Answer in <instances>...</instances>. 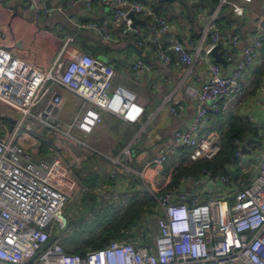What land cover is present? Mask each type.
<instances>
[{
  "label": "built area",
  "instance_id": "obj_1",
  "mask_svg": "<svg viewBox=\"0 0 264 264\" xmlns=\"http://www.w3.org/2000/svg\"><path fill=\"white\" fill-rule=\"evenodd\" d=\"M252 1L219 0V7L229 5L234 13L243 14L245 4ZM75 2L68 1L69 5ZM86 2L91 4V0ZM100 2L112 5L114 19L123 21L118 37L140 31L133 26L130 12L148 16L154 32L176 29V22L140 0ZM219 7L204 24L200 42L194 50L187 49L180 39L169 44L156 40L154 44L156 55L163 63L169 61L171 52L177 55L186 65L185 76L204 62L209 72V78L199 87L185 86V92L195 99V111L187 126L173 132L175 145L152 158L142 169L132 166L133 139L121 148L119 156L107 155L112 163L135 172L143 182L139 194L152 197L156 202L158 232L151 244L134 242V226L83 254L65 250L58 240H51L54 221L60 228L66 226L62 209L70 194L65 176L56 168L58 154L37 153L17 142L21 130L44 134L47 129L92 147L74 136L72 130L83 135L91 133L102 119L100 109L138 122L144 116L145 107L139 102L137 93L124 84H113L116 75L113 63L84 51L69 56L67 46L73 37L65 38L48 66L37 65L29 56L18 55L0 45V115L11 121L9 127L0 120V264H264V153L257 171L249 173L250 165L246 167L242 163L245 146L242 138L234 141L236 163L227 172L202 171L213 180L228 184L229 195L204 196L199 189L188 192L179 187L162 192L155 190L164 183V164L185 156L191 162L216 158L222 150L221 134L213 131L201 135L200 132L210 112H219L229 100L245 93L244 71L260 56L264 28L259 27L236 56L231 46L240 43L239 35L234 34L227 41L214 25ZM53 9L36 7L34 18L49 16ZM80 27L112 39L108 20L87 21ZM1 34L0 30V39ZM205 40L208 42L203 43ZM217 44L228 63H233L227 73L223 72L222 63L210 57V49ZM133 67L139 70L148 68V64L136 59ZM58 87L75 92L84 100L80 112L67 128L59 117L65 99L57 91ZM170 100L171 94L166 95L163 104ZM41 102L39 109L33 111ZM183 108V104H178L170 110L179 114ZM154 113L145 117L139 131L145 129ZM55 146L65 147L59 138ZM250 146L255 147L256 143ZM148 167L151 175L146 174ZM230 171H234V176ZM111 172L115 175L116 169ZM137 190L133 186L126 194L133 197Z\"/></svg>",
  "mask_w": 264,
  "mask_h": 264
},
{
  "label": "crops",
  "instance_id": "obj_2",
  "mask_svg": "<svg viewBox=\"0 0 264 264\" xmlns=\"http://www.w3.org/2000/svg\"><path fill=\"white\" fill-rule=\"evenodd\" d=\"M68 1L0 0V30L3 33L1 34L0 45L18 55L29 56L32 62L37 65L48 66L54 61L65 38L73 37L67 46V54L69 56H74L77 52L84 51L113 63L116 70L113 84H124L134 90L137 93L139 102L145 107L144 116L138 122L124 120L120 116L103 109L107 113L104 116L102 115L103 118L106 119L107 117L108 122H110L113 128L118 127L122 122L127 127H135L139 130L140 126L145 122V117L160 108L158 112L154 113L153 118L145 129L138 131L140 136H142L140 144L134 147L136 144L134 140L132 143L134 154L132 165L135 163L139 166L137 169H142L152 158L162 154L169 147L175 145L173 132L177 128L187 126L192 119L195 111V99L185 92V86L192 84L199 87L201 82L209 78L206 62L197 64L193 72L187 76H185L186 65L178 59L174 52H171L170 59L167 63L161 62L154 50L155 41L158 40L164 44H169L174 39H180L187 49L194 50L200 42L204 24L209 19L211 13L218 8L219 2L215 9L201 8L193 11L191 17L188 16L186 9L177 1L172 3L174 7V13L172 14L167 9H156L161 10L168 20L176 22L175 30L162 33L151 30L148 16L136 14L138 18L146 21L144 23L143 21L136 23L135 26L139 28V33L130 32L124 37H118L117 32L123 26V21H116L114 19L112 5L101 3L100 0H91L90 5L87 4L86 0H76L74 5H69ZM147 3L150 4L149 2ZM247 5L251 7L250 12L246 11ZM44 6L54 8L53 13L49 16H41L35 19L34 9ZM58 6H62L63 8L61 10L55 9ZM150 6L152 7L151 4ZM224 6L228 10L224 16L227 23L221 25L218 21L220 18V6L214 25L221 30L227 41H230L234 34L239 35L240 43L231 46V51L236 56H239L242 47L249 42L251 36L257 32L259 27L264 28V0H253L250 3H246L243 14L234 13L229 5ZM102 20H108L112 39H106L91 29L80 27L83 22ZM59 27H61V31H59ZM207 42V40L203 41V43ZM210 57L214 60L211 55ZM136 59L144 60L148 64V68L135 69L133 62ZM222 65L224 66L223 72L227 73L233 63L230 62L227 65ZM243 76L246 82V89L248 88L252 93L257 94L256 97L251 100L245 99L246 95L244 93L241 97L229 100L219 112H210L200 134L207 135L210 132L216 131L223 137V134L239 118L242 122L252 127L251 130L246 131L240 137L245 142V146L243 147L244 155L245 151L252 148L250 144L255 143V140L260 138L262 139L261 142L264 141V107L263 114L251 108L253 103L258 99H264V40L260 56L246 70V74L244 73ZM197 78H200V81ZM58 92L61 94L60 91ZM70 93L76 98H80L79 100L82 106L83 98L75 92L70 91ZM168 94H171V100L167 104H163L164 97ZM63 97L66 102V96ZM245 102L246 104H244ZM178 104L184 105L183 110L179 114L171 112L170 107L177 106ZM59 117L65 125L69 124L74 118H71V116L68 117L67 115H59ZM0 118L6 119V116L0 115ZM6 120L5 123L3 121L1 123L10 127L11 121L9 119ZM101 121L103 120L101 119ZM98 124L93 131H95ZM47 131L44 134L30 133L32 138L30 136L25 138L26 135H22L20 137L23 140L20 142L18 136L17 142L22 145L25 140L27 141L29 139L35 141L33 142L35 146L33 147V143L30 146L33 147L32 151L34 152L44 154L57 152L56 168L65 176L69 193L70 189L71 191H75L79 187L77 179H80V177L83 178V184L89 183L85 180L88 178L93 180L91 181L92 183L98 185L99 180L97 179L102 175H108H105L99 168L86 170L87 172L85 173L87 175H82V170L79 168L82 166V162L88 158L87 155L90 156L93 154L94 150L79 142H73L65 136H60L56 132ZM57 138L62 139V143L67 145V160L60 154L63 147L55 146V140ZM38 141H45L47 145L41 147L42 149H37L39 147ZM100 142L104 147L110 149L115 147L116 142L122 148L126 141L124 138L116 141L112 138L111 134H106V136L101 137ZM85 147L91 149L90 152ZM80 154L83 155L81 156ZM185 158L187 157L185 156ZM242 163L244 164L243 159ZM230 167L232 165H228L226 169L228 170ZM94 169L98 171L96 176H93ZM147 170H149V175H151L152 172L149 167ZM109 172L115 179L114 181H110L104 177V183L101 187L108 192H104L102 194L103 197L98 199L101 212L108 210L114 211L117 207L121 209L128 208L134 202L135 195L139 194L143 186V182L137 174L135 175L141 180L140 183H131L123 175L118 174L117 170L115 175L112 174L111 169ZM162 174L164 180H166L163 169ZM133 186L134 190H138L131 197L126 192L133 188ZM178 187L188 192L191 189H199L204 196L216 194L229 195L228 184L217 182L203 173H200L197 177H182ZM187 199L190 202V196H187ZM93 200L96 202L94 198ZM93 203L91 201L90 204L92 205ZM113 207L115 208L113 209ZM147 213L143 215L142 220H139V222L133 225L134 242L137 244H151L158 232L157 229L154 235L149 234V217ZM156 214L154 215L155 218ZM120 234L122 235L119 232L116 237ZM145 236L149 238L150 243H144V240L141 239V237L144 238ZM69 251L73 252L72 249Z\"/></svg>",
  "mask_w": 264,
  "mask_h": 264
},
{
  "label": "rangeland",
  "instance_id": "obj_3",
  "mask_svg": "<svg viewBox=\"0 0 264 264\" xmlns=\"http://www.w3.org/2000/svg\"><path fill=\"white\" fill-rule=\"evenodd\" d=\"M246 11L247 12L251 11L250 5L246 6ZM244 73L246 74V70L244 71ZM57 89L58 91L61 92L63 96H66V102H64V104L62 105L61 107L62 109H60L59 115L60 116L67 115L68 117L71 116V118H73L74 115L77 112H79V110L82 107L81 101L79 100L80 98L79 97L76 98L75 96H73L70 93V91L66 88L58 87ZM245 95H246L245 99L251 100L252 98L256 97L257 94L252 93L247 88ZM244 104H246V102ZM41 105H42V102L39 104L38 107L33 108V111L38 110ZM263 107H264V99H258L255 103H253L251 108L252 110H255V109L258 110L259 112H262L263 114ZM100 111H102L103 116L107 114L105 113L104 110L100 109ZM103 116H102L103 121L99 122L97 128L95 129V131H93V133L83 135L81 133L76 132L74 129L72 130V134L74 136L92 145L91 148L94 150L93 154H91L90 156L87 155L88 158L84 162H82V166L79 168L82 170L81 172L82 175L86 174L85 173L87 172L86 170H90L91 168H96V169L99 168V170L104 172L105 175L106 174L108 175L106 176L102 175L100 178H98L97 179L99 180L98 185L92 183L91 182L93 181L92 179L86 178L85 180L88 181L89 183L83 184L82 177H80V179L76 178L78 181L79 187H77L75 191L74 190L71 191L70 189V194L67 197L65 204L63 206V209H62L63 215L65 216L66 222H67L66 226L65 228H60L58 225V222L54 221L53 227H52L51 235H53L54 238L58 240V242L63 246L65 250H70V249L74 250L76 247L86 242V240L99 237L103 231V225L99 224L100 219L103 216L109 217L112 214V212L115 211V210L114 211L108 210V211L101 212L100 211L101 207L99 206V200H98L103 197L102 194L104 192H108L106 191V189L101 187L102 184L104 183V177H106V179L110 181H114L115 179V177H113L111 173L109 172L110 169L111 170L116 169L118 174L123 175L125 178L130 180L131 183L141 182V180L138 179L137 176L135 175L136 174L135 172L128 171L121 165L112 163L110 159L107 157V155H110V156L120 155L121 146L118 142H116L117 144L115 145L114 148H110V149L104 147L103 144L100 142V139L102 136H106V134H111L112 138L116 141L122 140L124 138L126 141L125 144L129 143L130 140L133 139L134 142L136 143L134 145L135 147L139 145L140 142L142 141V136H140V133L138 132L139 130L135 127L134 128L127 127L123 125L122 122L118 127L116 126L115 128H113L110 122H108L109 120L107 119V117L106 119H104ZM0 119L1 121L5 123L6 119H2V118ZM64 127L67 128V125H64ZM45 131H47V129ZM22 135H26L25 138H27V136H30V138H32L29 133L25 132L24 130H21L19 132V142L23 140L20 137ZM261 140L262 139L260 138H258V140H255L256 146L249 148L247 151L244 152L242 159L246 167L250 165V168H248L249 173H254L257 171L260 158L264 153V141L261 142ZM24 147L26 146L24 145ZM64 148L60 151V154L62 155L64 159L67 160V156H66L67 145H65ZM86 149L88 152H90L91 150L89 148H86ZM80 155L82 156L83 154H80ZM121 161H123L122 157H121ZM132 166L135 168L139 167L135 163ZM96 169L93 170L94 172L93 176H96L98 174V171H96ZM146 174L149 175V170L146 171ZM72 182L73 184H75L74 181ZM158 187L155 188L156 191ZM143 197H147V196L145 195L143 196L141 194L135 195V199L143 198ZM93 198L96 200V202L93 200ZM148 198H152V197L148 196ZM91 201L94 202L92 205L90 204ZM114 208L115 207H113V209ZM117 209L119 212L121 211L120 210L121 208L117 207L116 210ZM156 212L157 210L153 209L147 213L149 217V221H148L149 234H152V235H154L157 232L156 218L154 216Z\"/></svg>",
  "mask_w": 264,
  "mask_h": 264
},
{
  "label": "trees",
  "instance_id": "obj_4",
  "mask_svg": "<svg viewBox=\"0 0 264 264\" xmlns=\"http://www.w3.org/2000/svg\"><path fill=\"white\" fill-rule=\"evenodd\" d=\"M145 3L149 2L152 7L155 9H167L170 10V14L174 13L173 2L177 1L181 6H183L189 17L192 16L193 11H197L201 8L215 9L219 0H141ZM171 7V8H169ZM220 18L218 19L221 25L227 23L224 16L227 14L228 10L224 5L220 7L219 10ZM231 12V11H230ZM252 127L248 124L242 122L239 118L235 120L231 128L223 134L222 137V150L213 160L200 159L194 162H191L187 158H182L174 163H166L163 166V172L166 176L164 183L157 188V191H165L168 189H174L178 187L182 177H197L202 173L203 169L211 170L213 174H221L227 172L226 167L228 165H234L236 159L234 158L235 147L234 141L237 138H240L246 131L251 130ZM35 141L25 140L24 144L27 149L32 150L35 146ZM34 144L33 147H30L31 144ZM39 147L37 149H42L41 147L46 146L45 141L37 142ZM147 196V195H145ZM156 202L152 198L143 197L137 198L132 202L131 206L128 208L118 209L112 212L109 217L103 216L100 219L99 224L103 225V231L101 235L94 239L86 240L83 244L76 247L73 252L85 253L89 248H97L105 245L110 239L116 237L119 232L123 229L132 227L134 224L143 219V215L154 209ZM153 208V209H152ZM100 212V211H99ZM50 239H56L53 235L50 236ZM144 243H150V240L147 236L144 238Z\"/></svg>",
  "mask_w": 264,
  "mask_h": 264
},
{
  "label": "water",
  "instance_id": "obj_5",
  "mask_svg": "<svg viewBox=\"0 0 264 264\" xmlns=\"http://www.w3.org/2000/svg\"><path fill=\"white\" fill-rule=\"evenodd\" d=\"M218 7H219V5H218ZM129 16H130V17L132 18V20H133V26H135L136 23L141 22V21H143V23L146 22L145 20H142V19L138 18V17L136 16V14H134L133 12H130V13H129ZM219 48H220V45L217 44V45L213 46V47L210 49L209 53H210V55L213 57L214 61H216V62H220V63H222V64H224V65H227V64H228V61H227V59L223 56V54H222V50H220ZM230 173H231L232 176H234V171H230Z\"/></svg>",
  "mask_w": 264,
  "mask_h": 264
}]
</instances>
